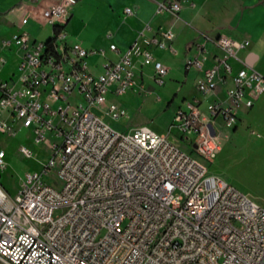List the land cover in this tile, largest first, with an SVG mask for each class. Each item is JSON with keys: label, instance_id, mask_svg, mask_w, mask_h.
Segmentation results:
<instances>
[{"label": "built area", "instance_id": "1", "mask_svg": "<svg viewBox=\"0 0 264 264\" xmlns=\"http://www.w3.org/2000/svg\"><path fill=\"white\" fill-rule=\"evenodd\" d=\"M76 3L59 0L40 12L51 33L45 41L26 32L0 41V73L5 52L15 61L0 77V132L27 129L51 152L42 171L26 173L14 195L0 185V264H264V207L208 172L220 151L215 121L234 128L238 110L251 109L264 94V76L244 66L234 72L231 65L241 62L237 54L249 41L210 40L220 56L206 68L203 46L186 59L185 69L202 73L195 85L201 97L226 78L230 87L224 101L202 108L194 98L175 111L169 133L177 130L189 148L184 151L146 126L124 133L103 119L125 116L108 97L132 90L134 58L152 67L156 84L164 82L167 68L151 49L170 48L175 35L140 33L144 47L134 41L122 51L110 44L117 59L93 73L87 60L102 51L71 43L66 32ZM178 11L176 1L157 5L158 13ZM19 153L31 155L24 146ZM4 158L0 151V168Z\"/></svg>", "mask_w": 264, "mask_h": 264}, {"label": "crops", "instance_id": "2", "mask_svg": "<svg viewBox=\"0 0 264 264\" xmlns=\"http://www.w3.org/2000/svg\"><path fill=\"white\" fill-rule=\"evenodd\" d=\"M23 1L24 0H0V19L8 18L14 10H17L22 12L21 18L26 14L30 15V18L26 24L33 21L35 18L34 10H31L29 6L34 9L35 3H39L44 0H26V2L28 1L27 3H24ZM58 1L59 0H55L49 5L54 4ZM76 1V5L72 8V10L75 8L76 14H81L84 11H89V13L91 14L98 13L99 11H106L116 17L117 20L116 27L113 28L110 32L112 37L107 40L108 44H94L89 40L80 41L77 39L70 38L69 34H67L68 40L71 43H79L82 47L87 50L102 51V54L99 53L93 55L87 60L88 68L93 73L101 72V66L105 62L115 61L117 59V55L109 51L108 49L110 44L116 45L117 48L122 51L127 49L134 41H137L138 46L142 48L144 47V43L139 37L140 33H142L146 38L156 36L157 33L161 30L172 31L175 37L173 41L167 43V46H170V48L168 47L162 50L156 48L151 49L153 57L167 68V75H170L171 71L170 59H177L180 62V80L182 81V85H179L178 83L175 86V92L173 93L171 98H167L165 100L166 109L170 108L172 104H174V100L177 97V92L181 93L183 90V86L186 85L190 80H192V85L194 87L195 92L191 94L188 99L183 97L181 104L175 106V111L179 108H183L186 102L194 98H198L202 101V108H204L205 104L208 102L225 100L226 89L230 87L229 78H226L224 82H219L214 93L205 97H201L197 92L195 85L200 80L202 73L193 69H185L186 59L194 58L198 55V51L196 50L197 46L200 48L201 46H203L205 50V59L203 62L204 67L206 68L213 65L216 56H220V51L213 44L210 43V40L218 36H224L226 38L238 41H249V46L245 50H242L237 54V57L241 62L231 60V65L234 72L240 67L244 66L246 68L253 69L262 76H264V0ZM171 1H176L179 3V11L176 15L170 13L157 12V5L159 3ZM126 7H131L134 11V14L128 17L125 16L122 11ZM204 8L210 10H218L220 12H225L226 10L234 8L237 10V13L247 16L248 22L241 28H238L236 25L232 24L231 29H233V34H212L208 31H204L197 24V17L199 15V11ZM72 10L70 12L68 22L66 24V29L73 17ZM260 17L262 18L261 24L259 19ZM46 27L48 28V26ZM9 38H1L0 41ZM30 39L37 41L31 37ZM5 54L8 59L5 67L0 73V77L3 73H6L8 75L11 71L14 70L15 66L13 55L9 52H5ZM9 60L12 63L11 68H8L6 70ZM133 62V70L135 73L134 82L138 84V89L136 91L140 92L143 88L144 75H151L153 81V69L151 66H142L140 57L134 58ZM111 98L115 97H108V103H113L111 102ZM175 111L172 113V117ZM221 126V128H218L216 127V125H214L216 135L218 136V141L220 142V151L210 163L208 168L210 169L209 173L234 186L236 189L246 194L247 197L250 198L251 195H255L251 191V189H249V187L237 175L229 172L225 168H222L220 165L224 160V150H226L228 147V143H224V140L227 139L234 141L235 138H240L241 135H244H240V133H242V129L243 131L245 129V135L249 138V141L252 142L256 147H260V144H264V94L260 96V98L256 101V103L251 109L238 110V121L234 128H226L222 125V123ZM169 129L170 126H168V131ZM169 139L177 147L181 148L184 151H189L187 145H182L183 141L179 139V134L178 140L174 136L172 137V139L169 137ZM230 144L231 143L229 142V146H231ZM231 147L234 149L238 148V146L236 145Z\"/></svg>", "mask_w": 264, "mask_h": 264}, {"label": "rangeland", "instance_id": "3", "mask_svg": "<svg viewBox=\"0 0 264 264\" xmlns=\"http://www.w3.org/2000/svg\"><path fill=\"white\" fill-rule=\"evenodd\" d=\"M54 1L44 0L35 3L34 9L29 6L31 10H34L35 18L28 24L21 23L22 12L17 10H14L8 18L0 19V39L9 38L21 31H26L31 38L37 41L48 39L51 33L40 18V12ZM23 2L27 3L28 1L24 0ZM72 14L73 17L66 29L70 38L80 41L89 40L100 45L108 44L107 40L112 37L110 32L116 27V17L106 11H99L94 14L84 11L81 14H76L75 8L72 10ZM259 19L261 24L262 18ZM247 22L248 17L237 13L234 8L225 12L204 8L199 11L197 17V24L201 29L221 35L233 34L232 24L241 28ZM11 64L9 60L6 70L11 68ZM170 65V75L165 77L162 84L154 83L151 75L146 74L140 92L136 91L138 84L134 82L132 90L120 97L111 98V102L125 111V116L114 119L111 116L103 115L104 121L112 129L119 132L127 133L138 126H146L157 134L168 135L171 139L174 136L178 140L177 130L172 128L170 133L168 131V126L171 125L173 118L172 113L175 111V106L181 104L182 98L188 99L195 90L192 80H190L183 86L181 93L177 92L174 104L166 109L165 100L171 98L178 83L182 85L180 62L177 59H170ZM6 76L7 74L3 73L1 78ZM96 113L102 115L99 112ZM2 114L0 111V117ZM214 125L218 128L222 127L219 120ZM244 131L242 129L240 135H244L235 138L234 141L224 140V143H228V147L224 150V160L220 166L237 175L255 194L248 198L257 205L264 207V147H262L264 144L256 147L249 141ZM229 142L231 146L236 145L238 148H232L229 146ZM182 143L183 146L187 145L185 140ZM20 146L29 149L31 155L28 157L21 155L19 153ZM0 151L5 154V167L0 168V185L10 195L17 192L20 181L26 173L41 172L51 154L47 144L37 145L33 142L32 134L27 129L19 130L16 135L10 136L0 132Z\"/></svg>", "mask_w": 264, "mask_h": 264}, {"label": "water", "instance_id": "4", "mask_svg": "<svg viewBox=\"0 0 264 264\" xmlns=\"http://www.w3.org/2000/svg\"><path fill=\"white\" fill-rule=\"evenodd\" d=\"M208 129H209L210 135L214 136V130L210 124L208 125Z\"/></svg>", "mask_w": 264, "mask_h": 264}]
</instances>
